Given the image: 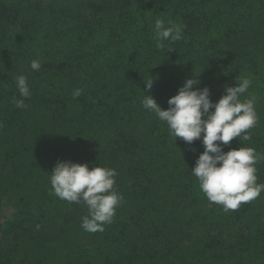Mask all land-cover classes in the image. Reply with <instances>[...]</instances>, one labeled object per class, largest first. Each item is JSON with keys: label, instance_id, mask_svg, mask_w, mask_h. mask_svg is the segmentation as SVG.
<instances>
[{"label": "trees", "instance_id": "obj_1", "mask_svg": "<svg viewBox=\"0 0 264 264\" xmlns=\"http://www.w3.org/2000/svg\"><path fill=\"white\" fill-rule=\"evenodd\" d=\"M156 19L183 38L158 49ZM237 77L259 121L223 150L264 154V0H0V264H264V191L236 210L209 202L191 174L201 141L175 142L142 107L147 94L166 110L193 78L217 102ZM57 160L116 170L123 202L103 232L52 194Z\"/></svg>", "mask_w": 264, "mask_h": 264}, {"label": "clouds", "instance_id": "obj_2", "mask_svg": "<svg viewBox=\"0 0 264 264\" xmlns=\"http://www.w3.org/2000/svg\"><path fill=\"white\" fill-rule=\"evenodd\" d=\"M153 30L156 47L161 50L165 41L174 43L183 38V27L171 20L166 23L156 19ZM30 67L39 71L41 63L33 60ZM14 82L21 97H14V104L23 109L27 107L25 100L31 96L27 77L18 75ZM145 84L151 90L153 80ZM250 85L247 77H237L236 86H225V94L213 102L210 88L199 87V80L193 78L184 81L177 94L169 98L166 110L151 95L145 94L142 99V107L166 123L175 142L177 138L189 145L201 141L204 151L196 159L191 174L206 199L225 211L238 209L241 203L254 200L264 191V184L258 183L256 175V164L264 159V154L244 146L223 150L234 138L239 142L250 141L249 130L259 121L255 97L241 99ZM82 93V89H74L73 99ZM116 176L115 169L93 166L90 170L88 164L57 160L50 174L51 190L60 200L86 205L88 214L81 223L84 231L103 232L104 225L113 222L116 209L123 202V195L114 188Z\"/></svg>", "mask_w": 264, "mask_h": 264}]
</instances>
